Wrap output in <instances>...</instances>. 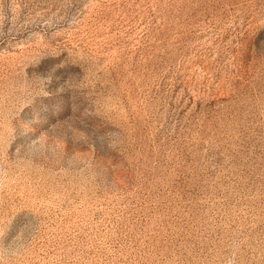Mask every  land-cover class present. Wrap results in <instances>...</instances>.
Wrapping results in <instances>:
<instances>
[{"label": "rangeland", "instance_id": "rangeland-1", "mask_svg": "<svg viewBox=\"0 0 264 264\" xmlns=\"http://www.w3.org/2000/svg\"><path fill=\"white\" fill-rule=\"evenodd\" d=\"M0 264H264V0H0Z\"/></svg>", "mask_w": 264, "mask_h": 264}]
</instances>
